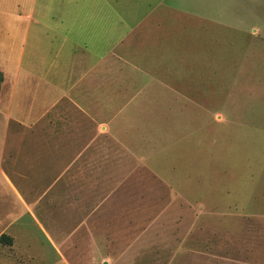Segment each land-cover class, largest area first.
Returning <instances> with one entry per match:
<instances>
[{
  "label": "crops",
  "instance_id": "obj_1",
  "mask_svg": "<svg viewBox=\"0 0 264 264\" xmlns=\"http://www.w3.org/2000/svg\"><path fill=\"white\" fill-rule=\"evenodd\" d=\"M211 7L203 19L214 22ZM200 8L195 0H0L8 112L27 135L60 137L42 146L63 153L49 161V183L64 181L67 215L81 217L66 247L79 242L91 261L248 264L239 258L247 250L229 247L254 240L233 238L227 208L214 207L224 202L178 191L189 173L150 158L154 118L132 101L193 98L211 77L215 32L202 27ZM40 146L24 144L25 161Z\"/></svg>",
  "mask_w": 264,
  "mask_h": 264
},
{
  "label": "rangeland",
  "instance_id": "obj_2",
  "mask_svg": "<svg viewBox=\"0 0 264 264\" xmlns=\"http://www.w3.org/2000/svg\"><path fill=\"white\" fill-rule=\"evenodd\" d=\"M198 2L202 27L215 32L207 56L211 77L200 79L201 90L189 94L193 98L147 99L145 104L143 99L132 101L138 111L150 112L154 118L153 135H148L150 158L183 164L185 168L178 171L189 177L186 185H178L179 192L200 197L210 194L224 202L214 207L227 208L223 218L232 227L228 229L233 238L254 240L230 250H247L239 258L248 264H264V0ZM209 5L214 22L203 19ZM204 46L199 57L202 67L206 66L204 53H208ZM9 90L3 77L0 264H104L81 254L85 250L79 242L76 248L66 247V234L81 217L67 215L71 201L65 200L64 181L49 183V161L63 153L42 148L60 137L43 140L25 134L8 112ZM216 113L222 119L215 120ZM160 130H168L169 136ZM30 143L40 144L42 152L27 162L24 157L31 152L24 153L22 147ZM75 234L79 240L80 232ZM106 264L114 262L110 259Z\"/></svg>",
  "mask_w": 264,
  "mask_h": 264
},
{
  "label": "trees",
  "instance_id": "obj_3",
  "mask_svg": "<svg viewBox=\"0 0 264 264\" xmlns=\"http://www.w3.org/2000/svg\"><path fill=\"white\" fill-rule=\"evenodd\" d=\"M3 82V74H2V72L0 71V83H2ZM3 236V235H2Z\"/></svg>",
  "mask_w": 264,
  "mask_h": 264
}]
</instances>
